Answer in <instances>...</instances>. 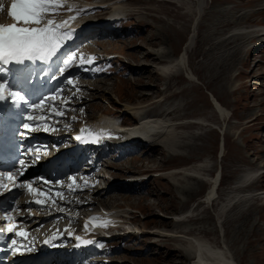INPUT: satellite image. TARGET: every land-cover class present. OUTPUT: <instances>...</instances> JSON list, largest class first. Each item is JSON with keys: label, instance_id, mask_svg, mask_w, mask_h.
Masks as SVG:
<instances>
[{"label": "rangeland", "instance_id": "1", "mask_svg": "<svg viewBox=\"0 0 264 264\" xmlns=\"http://www.w3.org/2000/svg\"><path fill=\"white\" fill-rule=\"evenodd\" d=\"M96 2L124 17L86 49L98 59L115 55L98 61L93 77L77 79L80 92L70 107L91 118L127 111L121 117L127 124L144 112L161 117L156 120L174 136L162 147L156 141L164 138L155 133L148 138L156 140L151 151L140 144L122 158L104 160L109 180L118 181L104 191L101 204L120 210L125 226L159 233L113 239L121 249L112 264H191L181 249L197 237L235 259L221 264H264V0L88 3ZM59 9L46 19L66 12ZM104 13L92 10L94 16ZM161 54L179 56L163 65L172 66L170 76L156 67ZM253 171L258 175L240 187L239 177ZM210 188L214 197L208 202ZM232 192L251 196L224 206Z\"/></svg>", "mask_w": 264, "mask_h": 264}, {"label": "snow or ice", "instance_id": "2", "mask_svg": "<svg viewBox=\"0 0 264 264\" xmlns=\"http://www.w3.org/2000/svg\"><path fill=\"white\" fill-rule=\"evenodd\" d=\"M60 7H62L60 0H12L7 15L14 22L0 24V62L24 64L25 61L37 58L45 60L55 56L65 38L59 29L67 22L57 24L53 19H46V17L54 15ZM0 11H3L2 3H0ZM71 59L72 57H69L65 60V65ZM7 87V84L0 83V100L5 99L4 90ZM11 95L13 98L24 99L18 92H13ZM25 127L27 128L28 125ZM8 178L13 179V177ZM28 187L30 191H34L31 185ZM36 203L41 201L37 200ZM9 231H12L11 226Z\"/></svg>", "mask_w": 264, "mask_h": 264}, {"label": "bare ground", "instance_id": "3", "mask_svg": "<svg viewBox=\"0 0 264 264\" xmlns=\"http://www.w3.org/2000/svg\"><path fill=\"white\" fill-rule=\"evenodd\" d=\"M64 0H60V2H63ZM82 2L81 3H83V1H85V0H81ZM85 2H87V1H85ZM89 2H92V1H89ZM81 3H79V4H81ZM81 6V5H80ZM60 10V9H59ZM63 10V9H62ZM118 12H119V10L117 11V14H118ZM89 19H87V20H85L84 22H86V21H88ZM65 22V21H64ZM66 26V24H64V26L63 27H65ZM253 36H255V33H254V35ZM256 37V36H255ZM190 43H191V41L190 42H186L185 43V47H184V49L185 50H187L189 47H190ZM161 56L163 57L164 55H162L161 54ZM175 58H179V56H174V57H172V56H169V57H166V58H164L163 57V60L161 59V60H159V61H157V62H159V63H156V67H159L161 70H162V72H164L165 74L167 73L168 74V76H170V74H171V72H172V66L170 67V69L168 68V69H165V68H163V65H166L167 63H171L172 64V62H173V60L175 59ZM167 76V75H166ZM80 83V82H79ZM84 83V82H83ZM78 86V85H77ZM84 87V86H83ZM87 87V86H86ZM91 87V86H90ZM89 87V88H90ZM217 103H218V100L216 99L215 100ZM219 105V104H218ZM219 107H220V105H219ZM218 107V108H219ZM220 110L221 111H223L224 112V108H221L220 107ZM142 113H144V112H142ZM142 113H138L139 114V116L141 117V119H140V123H139V125H135V126H133L132 127V129L136 132V136H135V138H134V142H132V143H137V144H142V146L143 147H145L146 149H147V151H151L152 149H154V145L156 144V142H158L159 143V145H161L162 147H165L164 145H166V143H164V140L165 141H167V140H169V141H173L174 140V136H173V134L171 133V132H168V130H169V128L167 127V124L166 123H164L162 120H156V119H162L161 117H155V118H152V117H150V116H145L144 114H142ZM109 116H107V117H104V119L105 120H109ZM166 122V121H165ZM165 127H167V128H165ZM147 128H149L148 130H147ZM155 133H159L158 135H160L159 137H162L163 136V140H158V141H156V140H148V138L149 137H151V136H155ZM165 133V134H164ZM162 134V135H161ZM164 134V135H163ZM157 136V135H156ZM143 140H145L146 142H143ZM176 140V139H175ZM156 141V142H155ZM149 143H151V144H149ZM181 168V167H180ZM179 168V169H180ZM29 174H31V173H26V175H25V178L26 179H28V178H30L29 177ZM98 175H100L101 176V174H98ZM258 174L256 173V172H247V173H244V174H242L240 177H239V180H238V182H239V186L240 187H243V186H246V185H248L250 182H252L253 180H252V178H253V176H257ZM28 177V178H27ZM32 177H34V176H32ZM132 177V176H131ZM135 177V176H134ZM131 178H128V181L127 182H131L132 180H130ZM134 179V178H133ZM139 179V178H138ZM141 179V178H140ZM127 180V179H126ZM136 180V179H135ZM122 181V180H121ZM120 181V182H121ZM125 181V180H124ZM141 181H146L145 179H142ZM123 182V181H122ZM100 187L101 188H95V194L97 193V195H98V200L100 201V197H102L103 196V194H104V191L106 190V189H104V187L102 186V184L100 185ZM114 187H112V188H110V189H108V190H106V192L105 193H109L112 189H113ZM115 189V188H114ZM100 190V191H99ZM240 193V192H239ZM239 193H235V192H232V193H228L225 197H224V202L222 203V204H224V206L225 205H229V204H231L232 202H234V198H239V197H241V199H242V197H247V196H251V195H249V194H245L244 193V195L242 194V195H239ZM95 198H96V196H94ZM214 196H212V191H211V188L209 189V190H207V192H206V194H205V199L209 202L212 198H213ZM103 198V197H102ZM244 199V198H243ZM246 199V198H245ZM105 200V199H104ZM100 204L102 203V202H99ZM98 203V204H99ZM110 210H111V215H117V216H120V215H118L119 213L118 212H120V210H117L116 208H109ZM146 227H144V226H141L139 229H136L137 231H141V230H148V229H145ZM156 228L155 227H153V228H150V230H148L150 233L151 232H153V233H156V234H159V233H157L156 232V230H155ZM152 230H154V231H152ZM166 233H168V232H166ZM172 233V232H171ZM167 238H177V237H175L176 235L175 234H170V233H168V234H166L165 235ZM190 243H191V245L188 247V249H184V250H182L181 249V251H183L182 252V254L184 255V256H186V257H188V258H192V260H193V262L192 263H196V264H215V263H219V264H221V263H223V262H234V258H231V257H229V256H227L228 255V252L227 251H225V249L223 250V251H215V250H213V249H211L210 248V244H209V242L206 240V239H204V238H200V237H197V238H194V239H192L191 241H190ZM236 262V261H235ZM191 263V264H192Z\"/></svg>", "mask_w": 264, "mask_h": 264}]
</instances>
